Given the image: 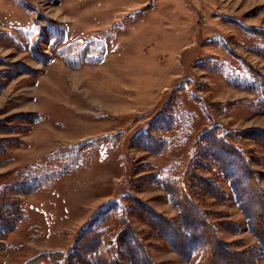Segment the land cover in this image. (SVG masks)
I'll list each match as a JSON object with an SVG mask.
<instances>
[{
    "label": "rangeland",
    "instance_id": "374dc122",
    "mask_svg": "<svg viewBox=\"0 0 264 264\" xmlns=\"http://www.w3.org/2000/svg\"><path fill=\"white\" fill-rule=\"evenodd\" d=\"M255 75L264 0H0V214L21 212L0 234V264L70 250L95 211L126 196L175 217L158 179L183 172L202 131L264 130L246 88ZM235 144L264 174V147ZM37 165L72 171L30 196L11 191ZM206 165L199 174L225 196L205 199L221 238L258 248L229 183ZM128 220L155 263H194Z\"/></svg>",
    "mask_w": 264,
    "mask_h": 264
},
{
    "label": "trees",
    "instance_id": "16d2710c",
    "mask_svg": "<svg viewBox=\"0 0 264 264\" xmlns=\"http://www.w3.org/2000/svg\"><path fill=\"white\" fill-rule=\"evenodd\" d=\"M246 88L259 96L258 105L264 111V78L257 75L256 81L247 84ZM164 121L161 123L166 126L168 122ZM243 137L264 147V130L228 131L220 125H212L192 144V155L183 172L158 179V185L177 210L175 217L166 219L145 203L126 196L122 198L126 202L124 205L113 200L95 211L70 250L42 252L22 264H160L152 261L144 238L129 224L128 216L131 215L150 227L154 238L163 240L185 261L195 259L193 264H258L264 257V174L250 167L252 159L235 144ZM207 162L213 166L210 170L216 177L229 183L236 206L246 221V231L255 239L258 248L233 251L236 244L225 242L218 233L225 227L213 221L215 214L205 208V199L220 201L225 196L217 182L199 174L202 169H209ZM71 171L65 168L53 173L45 165L22 168L11 191L30 196L67 177ZM19 213L20 210L10 209L9 214H0V234L13 230V217L21 219ZM227 224L226 230L236 231Z\"/></svg>",
    "mask_w": 264,
    "mask_h": 264
}]
</instances>
